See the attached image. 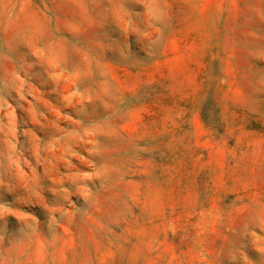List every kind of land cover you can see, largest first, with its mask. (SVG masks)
Returning a JSON list of instances; mask_svg holds the SVG:
<instances>
[{
  "label": "rangeland",
  "instance_id": "obj_1",
  "mask_svg": "<svg viewBox=\"0 0 264 264\" xmlns=\"http://www.w3.org/2000/svg\"><path fill=\"white\" fill-rule=\"evenodd\" d=\"M0 264H264V0H0Z\"/></svg>",
  "mask_w": 264,
  "mask_h": 264
}]
</instances>
